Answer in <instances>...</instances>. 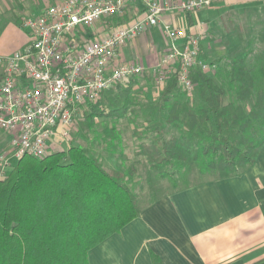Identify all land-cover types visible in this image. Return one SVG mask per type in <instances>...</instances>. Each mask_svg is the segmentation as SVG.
<instances>
[{
	"label": "trees",
	"instance_id": "16d2710c",
	"mask_svg": "<svg viewBox=\"0 0 264 264\" xmlns=\"http://www.w3.org/2000/svg\"><path fill=\"white\" fill-rule=\"evenodd\" d=\"M15 16L20 21L23 15ZM126 21V15H114L105 25L114 28ZM259 54L251 66L244 55L217 64L215 73L199 64L191 67L192 95L183 89L177 66L159 92L161 107L151 114L144 111V117L160 130L162 124L175 127L180 137L166 139L161 131L149 146L141 144L149 162L172 167L174 173L189 159L201 173L213 170L220 177L253 165L264 143V50ZM140 76L102 91L89 103L86 126L92 129L96 117H124L136 105L133 88ZM253 93L254 104L247 109ZM110 133L116 140V131ZM136 136L144 138L143 133ZM94 152L78 145L43 157L25 153L0 176V264H91L90 251L138 217L132 186L136 167H106ZM151 257L154 264H163L153 251Z\"/></svg>",
	"mask_w": 264,
	"mask_h": 264
},
{
	"label": "built area",
	"instance_id": "2783aa9c",
	"mask_svg": "<svg viewBox=\"0 0 264 264\" xmlns=\"http://www.w3.org/2000/svg\"><path fill=\"white\" fill-rule=\"evenodd\" d=\"M139 1L140 16L92 39H86L88 28L108 17L125 15L129 0H63L24 17L21 26L29 31L28 43L12 54L0 55V129L9 134L17 158L25 153L50 154L69 138L81 107L135 75L151 73L161 88L179 66V81L189 91L193 90L191 67L217 68L216 63L201 59L199 34L178 21H163L166 14L177 19L209 7L214 0ZM158 25L169 43L154 66L122 59L129 40L147 26Z\"/></svg>",
	"mask_w": 264,
	"mask_h": 264
},
{
	"label": "crops",
	"instance_id": "0c3cea01",
	"mask_svg": "<svg viewBox=\"0 0 264 264\" xmlns=\"http://www.w3.org/2000/svg\"><path fill=\"white\" fill-rule=\"evenodd\" d=\"M14 1L24 16L37 14L63 0H28L29 6H24L23 0ZM258 6L264 12V0H214L209 7L183 13L177 19L166 14L163 21H178L190 32L199 34L201 57L220 61L216 51L227 49L220 38L229 35L238 38L236 35L241 34L234 30L232 17L249 16ZM142 12L139 0H129L126 22ZM225 15L228 19H224ZM249 18L255 23V18ZM226 21L233 27L230 31ZM105 22L90 27L86 39L104 37L111 29ZM160 32L163 38L159 37ZM20 40L16 48H23L29 37ZM168 43L161 25L147 26L128 41L121 57L151 68L167 50ZM260 49L264 47L255 53L256 59L261 57ZM12 51L0 43V55L16 50ZM140 84L156 86L154 78L147 79L144 75L136 86ZM7 136L6 142L10 140ZM139 209L138 217L120 233L90 251L91 264H154L152 251L163 264H264V143L258 148L255 163L240 173L226 177L209 175L194 184L166 191Z\"/></svg>",
	"mask_w": 264,
	"mask_h": 264
},
{
	"label": "rangeland",
	"instance_id": "374dc122",
	"mask_svg": "<svg viewBox=\"0 0 264 264\" xmlns=\"http://www.w3.org/2000/svg\"><path fill=\"white\" fill-rule=\"evenodd\" d=\"M20 1L17 0V3H20ZM27 1L23 0L22 4L29 6V2L27 3ZM261 8L262 6H258L248 14L250 17L255 18V23L249 16L240 19L236 16L232 17L233 21L235 20L234 30L241 34L239 36L236 35L238 38H232L230 37L231 35L220 38L219 41L222 42L223 47L226 46L227 48L223 51H216L215 56L220 61H207L202 57L201 59L209 63H222L221 65L225 66L231 60L245 55L248 64L250 66L253 65L256 61L255 53H257L260 47H264V12H261ZM15 14L21 15L22 12L14 0H0V43H4L7 50L13 51L21 49L16 48L20 39L30 37L29 31L23 28L21 23L24 17L31 15L28 13L24 14L19 21ZM226 16H224V19H228ZM225 23L230 31V28L233 27L228 25L229 21ZM88 29L91 28L89 27ZM159 37H164L161 32ZM215 70L216 68L205 71L215 73ZM163 88L157 85L154 86V84L150 85V87H143L141 84L138 86L135 85L133 92L136 94V105L130 107L124 117H96V124L92 129L85 124L87 105L81 107L75 116V123L71 128L69 138L63 140L61 145H56L52 153L55 151L69 152L70 147L80 145L90 148L93 152H97V155L101 157L106 167L122 170L125 166L133 164L136 167V175L133 179L132 186L138 196L139 208L147 205L159 195H164L166 191L191 185L207 178L209 175L217 174L213 170L207 173H201L198 165L189 159L186 161L182 170L178 172L174 171L173 173L171 172L172 167L167 166V169L166 166L151 163L141 153V144L144 143L149 146L154 140L158 139V133L161 131L162 136L166 139L171 136L180 137L179 130L175 129V127L162 124L161 127H163V130H160L157 123L154 125L153 121H151L152 119L150 120L144 117V111H148L151 114L153 109L157 111L161 107L160 104L162 101L159 99V92ZM192 91L189 90L188 94L192 95ZM254 101L255 93L247 101V109L251 108ZM81 123L84 124L82 125ZM112 128L118 135L116 140L110 133L113 130ZM141 133H143L142 137L144 138L136 136L141 135ZM7 137L6 132L0 129V176L7 175L17 163V157L10 146V140L6 142ZM56 140L58 143L59 140L57 138ZM109 148H115L116 152L108 151Z\"/></svg>",
	"mask_w": 264,
	"mask_h": 264
}]
</instances>
